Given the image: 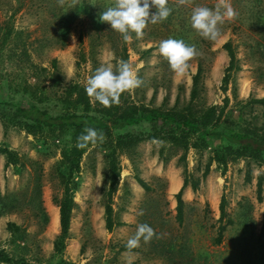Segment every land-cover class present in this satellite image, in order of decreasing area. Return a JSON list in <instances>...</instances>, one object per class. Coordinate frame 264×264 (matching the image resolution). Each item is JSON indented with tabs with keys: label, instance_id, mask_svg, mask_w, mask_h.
I'll return each mask as SVG.
<instances>
[{
	"label": "rangeland",
	"instance_id": "rangeland-1",
	"mask_svg": "<svg viewBox=\"0 0 264 264\" xmlns=\"http://www.w3.org/2000/svg\"><path fill=\"white\" fill-rule=\"evenodd\" d=\"M102 1L115 4V0ZM220 2L168 0V18L149 23L142 37L134 34L127 41L128 63L142 83L124 91L121 100L149 107L163 102L165 107L181 106L189 99L192 76L201 63L197 104L222 105L224 97L229 98L218 138V143L226 144L227 127L238 129V125L247 124L250 130L264 135V105L253 102L264 96V0H248L241 12L235 0H228L236 16L226 19L222 30L218 25L220 34L215 40L202 37L191 26L192 10L198 6L214 10ZM87 3L0 0V198H7L5 207L0 203V249L29 264H264V199L260 202L256 195L261 176L264 197V156L232 153L226 157L224 168L212 158L216 142L189 148L185 166L179 158L182 149L163 137L139 141L130 151L118 148L120 175L111 205L114 220L123 224L111 230L105 227L111 145L118 133L149 134L151 123L146 120L112 129L104 134L102 143L87 147L74 175V206L65 247L61 254L55 253L53 242L59 233L55 200L62 194L59 173L64 167L61 149L69 135L38 127L28 131L23 127L25 119L13 113L17 106L31 104L58 113L63 109L57 95L66 84L78 82L85 87L88 77L110 57L114 66L118 64L116 50L121 45L116 35L95 40L91 52L92 40L85 34L81 49L86 60L76 66L80 54L77 35L82 25L79 18L71 24L63 45L54 38V29ZM256 13L262 14L261 21ZM83 22L84 28L87 18ZM10 30V38L3 42ZM168 38L182 39L196 48L182 74L173 72L158 52L159 43ZM229 39L235 46L239 69L231 73L224 91L222 78L228 56L223 43ZM36 90L47 98L39 102L30 97L29 92ZM5 150L14 159L8 158ZM207 166V175L202 177ZM136 176L148 184V190ZM184 176L199 184L195 191L190 184L183 189V213L178 221L175 194ZM222 196L227 215L220 220ZM8 222L19 225L22 232L14 237L7 229ZM139 224L150 225L155 235L148 242L141 239L139 247L127 249L126 242ZM220 226H225L221 237Z\"/></svg>",
	"mask_w": 264,
	"mask_h": 264
},
{
	"label": "trees",
	"instance_id": "trees-1",
	"mask_svg": "<svg viewBox=\"0 0 264 264\" xmlns=\"http://www.w3.org/2000/svg\"><path fill=\"white\" fill-rule=\"evenodd\" d=\"M238 12H241L243 5L248 0H235ZM110 7L102 0H88V3L81 6V10H78L72 18L65 20L63 24L58 25L54 29V38L56 41L63 45L69 34L71 24L78 19L82 23L78 30L77 41L79 46V56L76 66L80 65L81 61L86 60V55L81 45L83 44L84 35L92 40L91 52H93V43L95 40H102L103 35H116L120 39V45L118 46V60H124L128 62V46L127 42L123 39L122 35L117 31L110 28L106 22L101 21V13ZM257 20H262V14H257ZM87 18L85 27L83 28V21ZM226 21V20H225ZM221 30L223 24H220ZM134 32L130 33L131 37L134 36ZM11 36V30L6 31L4 34L3 42L7 41ZM118 45V44H117ZM208 45V44H207ZM223 48L228 56V64L225 67V72L222 78L223 90L226 91V87L229 83L231 73L239 69V65L236 57V49L231 39L223 43ZM150 49V48H149ZM148 51V50H146ZM26 54V49H24ZM118 61V62H119ZM52 65L56 67V60H52ZM201 63H199L197 71L192 76V86L189 94L188 101L179 106L174 104L171 107H165V102L157 107H149L146 104L134 102H127L121 100L112 104L110 107H104L99 102L93 104L90 97L85 92V87L78 82H71L66 84L62 93L57 95V99L61 105L62 111L52 114L47 110L40 109L37 105L31 104L24 108L17 106L14 111L15 117H22L25 119L23 127H27L28 131H31L33 127L48 128L52 130H58L61 136L69 135V139L65 141L64 146L61 149L63 171H61V184L62 194L61 197L55 200L58 206L59 214V233L54 239L53 247L56 254H61L65 247V240L68 237L71 213L74 206L73 193L76 186L74 181V175L80 170V160L86 148L80 149L76 147L77 138L85 132V129L92 127L102 132L103 134H110L112 129H121L128 125H134L140 123L142 120L149 121L151 123L152 131L146 136H140L132 132L118 133L113 140L111 149L109 151V181L106 191V203H105V227L111 230L113 227L122 225V222L115 221L113 218V208L111 205L112 194L116 189L120 168L117 163L116 151L123 149L126 151L132 150L139 141L144 139H157L163 137L171 144L178 146L182 149V154L179 157L180 161L185 166L186 153L189 148L207 147L216 142L213 148V159L218 164L225 168L226 157L228 155L235 156H252L253 154H260L264 156V135L258 134L256 131L250 130L247 124L238 125V129L227 127L225 131V137L228 141L226 144L218 143L220 135L219 127L223 122V114L225 106H227L229 98L224 97L222 105L210 104V105H198L197 99L200 93V77H201ZM28 87L26 86V89ZM29 96L42 102L46 94L43 91L29 92ZM166 99V98H165ZM167 100V99H166ZM253 102L264 105V96L258 99H253ZM160 125L161 128H157ZM256 136V137H255ZM90 145V144H89ZM88 145V146H89ZM7 157L14 159V155L5 150ZM261 152L263 154H261ZM223 168V169H224ZM185 172V167L183 169ZM208 172V166L202 173V177H205ZM138 183L146 190L149 189L148 184L136 176ZM249 179V176H247ZM190 184L193 191L197 190L199 181L190 180L187 176L182 179V184L175 194L177 201V219L182 218V192L183 189ZM256 195L257 199L261 202L264 197L262 195V177L259 176L257 180ZM7 198H0V203L5 207ZM226 200L222 196L218 205L219 218L222 220L226 217ZM45 219H47L44 216ZM230 221V220H229ZM263 226H264V207H263ZM225 226H220L218 235L221 237ZM8 231L15 236L22 232L21 227L14 222L7 223ZM123 247V246H122ZM124 248V247H123ZM3 263H21L29 264L23 258L15 259L10 256L5 250L0 249V264Z\"/></svg>",
	"mask_w": 264,
	"mask_h": 264
},
{
	"label": "clouds",
	"instance_id": "clouds-1",
	"mask_svg": "<svg viewBox=\"0 0 264 264\" xmlns=\"http://www.w3.org/2000/svg\"><path fill=\"white\" fill-rule=\"evenodd\" d=\"M154 8V12L150 9ZM171 9L168 0H115V4L106 8L101 13V21L106 22L111 29L120 33L127 42L131 39L130 33L134 32L137 37L144 35V29L149 23H157L168 18ZM236 12L228 2L221 0L215 9L207 6H198L192 10L190 22L202 37L215 40L220 32L218 25L225 20H231ZM158 52L168 61L170 69L182 74L188 68V61L196 55L194 45L186 44L182 39L168 38L158 45ZM110 57L88 77L85 92L92 98V102L110 107L119 102L120 95L130 89L139 87L142 81L138 78L136 70L124 60L117 65L111 62ZM104 134L95 128L88 127L77 138L76 147L83 149L89 144L95 145L98 141L103 142ZM260 175V171H256ZM153 235L154 229L148 224H139L133 236L126 242L127 249L137 248L141 239L148 242Z\"/></svg>",
	"mask_w": 264,
	"mask_h": 264
}]
</instances>
